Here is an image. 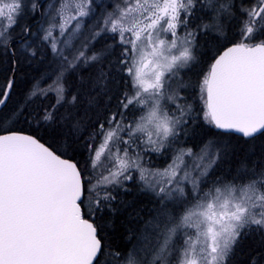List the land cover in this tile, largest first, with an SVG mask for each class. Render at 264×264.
I'll use <instances>...</instances> for the list:
<instances>
[{"label":"snow or ice","instance_id":"6c2138e0","mask_svg":"<svg viewBox=\"0 0 264 264\" xmlns=\"http://www.w3.org/2000/svg\"><path fill=\"white\" fill-rule=\"evenodd\" d=\"M0 264H264V0H0Z\"/></svg>","mask_w":264,"mask_h":264}]
</instances>
